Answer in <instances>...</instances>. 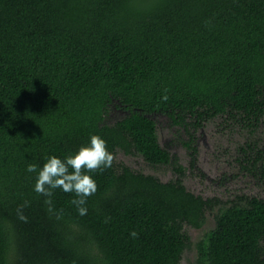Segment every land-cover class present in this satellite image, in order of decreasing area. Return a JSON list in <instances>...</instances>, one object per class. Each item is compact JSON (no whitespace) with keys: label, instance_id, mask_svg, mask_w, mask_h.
I'll return each mask as SVG.
<instances>
[{"label":"trees","instance_id":"trees-1","mask_svg":"<svg viewBox=\"0 0 264 264\" xmlns=\"http://www.w3.org/2000/svg\"><path fill=\"white\" fill-rule=\"evenodd\" d=\"M113 101L130 115L102 125ZM157 114L194 132L220 116L258 125L264 0H0V264H181L184 225L200 229L220 204L189 193L182 168L162 183L113 159L87 173L97 191L83 216L74 193L46 204L26 171L91 135L167 166ZM187 149L196 169L192 135ZM253 163L264 175V151ZM194 264H264V201L221 210Z\"/></svg>","mask_w":264,"mask_h":264},{"label":"rangeland","instance_id":"rangeland-1","mask_svg":"<svg viewBox=\"0 0 264 264\" xmlns=\"http://www.w3.org/2000/svg\"><path fill=\"white\" fill-rule=\"evenodd\" d=\"M129 115L117 101H113L106 109L102 125L113 126ZM148 117L156 124L159 145L169 153L170 164L165 167L149 165L141 156L126 155L120 150L115 152L114 162L118 167L152 176L162 183L176 181L178 176L174 168L180 167L184 171L181 182L189 193L204 200L219 201V206L205 214L200 229L184 225L190 246L183 252L181 264H194L197 245L206 242L221 210L231 203H239L241 198L255 197L264 201L263 169L259 163H253L258 152L264 151V116L256 127L243 119L220 116L196 132L192 126L174 125L166 115ZM189 135L194 138L198 152L196 169L190 167Z\"/></svg>","mask_w":264,"mask_h":264},{"label":"clouds","instance_id":"clouds-1","mask_svg":"<svg viewBox=\"0 0 264 264\" xmlns=\"http://www.w3.org/2000/svg\"><path fill=\"white\" fill-rule=\"evenodd\" d=\"M113 159L114 156L108 151L106 141L98 135H91L88 143L82 145L74 154L63 159L55 155L48 156L42 167L29 164L26 171L36 174L33 191L46 197V204L51 205V200L47 198H50L55 190L74 193L76 198L71 203L83 216L87 214V208L84 206L87 198L97 191L96 181L87 173L110 168ZM18 216L21 220H27L22 209H18ZM130 235L135 238L137 233L133 231Z\"/></svg>","mask_w":264,"mask_h":264},{"label":"flooded vegetation","instance_id":"flooded-vegetation-1","mask_svg":"<svg viewBox=\"0 0 264 264\" xmlns=\"http://www.w3.org/2000/svg\"><path fill=\"white\" fill-rule=\"evenodd\" d=\"M156 125V124H155ZM157 128V127H156ZM158 136V135H157ZM168 166V165H167ZM163 167H165V166H163Z\"/></svg>","mask_w":264,"mask_h":264}]
</instances>
